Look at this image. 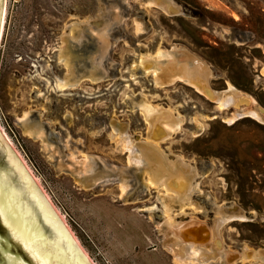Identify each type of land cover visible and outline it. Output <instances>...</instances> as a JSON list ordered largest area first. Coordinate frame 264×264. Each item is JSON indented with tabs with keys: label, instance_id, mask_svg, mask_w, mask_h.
I'll return each instance as SVG.
<instances>
[{
	"label": "rangeland",
	"instance_id": "374dc122",
	"mask_svg": "<svg viewBox=\"0 0 264 264\" xmlns=\"http://www.w3.org/2000/svg\"><path fill=\"white\" fill-rule=\"evenodd\" d=\"M173 1L8 0L0 125L93 264H264V0Z\"/></svg>",
	"mask_w": 264,
	"mask_h": 264
},
{
	"label": "water",
	"instance_id": "95a60500",
	"mask_svg": "<svg viewBox=\"0 0 264 264\" xmlns=\"http://www.w3.org/2000/svg\"><path fill=\"white\" fill-rule=\"evenodd\" d=\"M151 1L170 14L184 11V8L173 0ZM7 4L8 0H0V50L6 25ZM90 46L89 43L82 49L87 50ZM83 58L84 54L73 57L72 60L80 62ZM175 78H178V75H155L156 82L161 85H169ZM195 83L203 89L201 92L215 99L218 91L212 88L207 78L204 82ZM232 88L238 92L236 100H226L223 104L230 107L227 110L228 121L233 123L243 117H253V109L264 119V105L258 103L251 93L235 86ZM252 98L256 103H252ZM234 215L245 216L240 208ZM197 223L202 226L204 233L208 232V228L202 223ZM259 252L264 255V248L259 249ZM0 264H93L19 158L11 139L10 128L4 129L1 125Z\"/></svg>",
	"mask_w": 264,
	"mask_h": 264
},
{
	"label": "bare ground",
	"instance_id": "6f19581e",
	"mask_svg": "<svg viewBox=\"0 0 264 264\" xmlns=\"http://www.w3.org/2000/svg\"><path fill=\"white\" fill-rule=\"evenodd\" d=\"M170 71H171V70H170ZM190 71H191V69H190ZM190 74H191V73H190ZM192 74H193V73H192ZM193 81H194V80H193ZM195 84H196V83H195ZM199 88H200V87H199ZM233 100H234V101L236 100V98H235L234 96H231L229 99H227L228 102L233 101ZM228 102H227V103H228ZM251 114H253V115H257V116L259 115L258 112H257V110H252ZM158 115H159V114H158ZM161 116H162V114H161ZM258 117H260V116H258ZM155 118H156L155 120H157V117H155ZM153 120H154V119H153ZM155 120H154V122H155ZM162 120H163V119H162ZM158 121H159V120H158ZM170 122H171V121H170ZM161 123H162V122H161ZM154 124H155V123H154ZM154 124H152V126H153ZM156 125H157V124H156ZM156 125H155V126H156ZM161 128H162V127H161ZM157 130H158V129H157ZM157 130H156L155 132H157ZM193 243H194V242H193ZM190 244H191V243H190ZM193 246H194V245H193ZM185 250H186V249H185Z\"/></svg>",
	"mask_w": 264,
	"mask_h": 264
},
{
	"label": "trees",
	"instance_id": "16d2710c",
	"mask_svg": "<svg viewBox=\"0 0 264 264\" xmlns=\"http://www.w3.org/2000/svg\"><path fill=\"white\" fill-rule=\"evenodd\" d=\"M243 90H246V91H249V90H247L246 88H242ZM258 97V96H257ZM245 120H252V118L251 117H243V118H240V119H238L237 121H235L231 126H233L234 124H237V123H239L240 121H245ZM256 123H257V125L259 126V127H264V123H261V122H257V121H255Z\"/></svg>",
	"mask_w": 264,
	"mask_h": 264
},
{
	"label": "crops",
	"instance_id": "0c3cea01",
	"mask_svg": "<svg viewBox=\"0 0 264 264\" xmlns=\"http://www.w3.org/2000/svg\"><path fill=\"white\" fill-rule=\"evenodd\" d=\"M260 101H262L261 103L264 105V100H261V99H259Z\"/></svg>",
	"mask_w": 264,
	"mask_h": 264
}]
</instances>
